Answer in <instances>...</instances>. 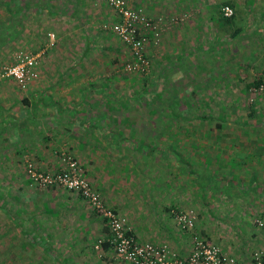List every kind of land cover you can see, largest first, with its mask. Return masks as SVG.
<instances>
[{
	"label": "crops",
	"instance_id": "1",
	"mask_svg": "<svg viewBox=\"0 0 264 264\" xmlns=\"http://www.w3.org/2000/svg\"><path fill=\"white\" fill-rule=\"evenodd\" d=\"M257 1L131 0V3L149 16L180 11L189 13L187 22L163 35L164 46L168 48L169 45L171 49L172 44L178 45L181 52L173 49L177 55L171 60L166 59L165 67L180 58L190 59L199 50L207 53L223 50L231 69L236 66L235 47L238 44L250 38L255 43L264 41V0ZM104 4L97 6L94 0H0V62L6 54L10 55V61L13 60V54L20 47L38 45V29L42 23L113 22L115 15ZM223 4L232 7L234 17L231 20L221 17ZM61 10L68 12V16L59 17ZM76 11L77 16L74 15ZM106 18L111 20L106 21ZM189 45L193 46L189 48ZM259 47L257 51L242 55L245 60H250L242 66L246 88L254 78L264 79V45ZM38 73L41 78L37 77L27 92H18L13 85L0 83L2 263L129 264L117 259L112 247L103 242L97 244L98 240L109 236L106 222L79 195L61 188L38 190L30 185L24 173L26 157L35 160L44 170H53L60 166L59 156L63 151L73 154L83 164L92 186L98 189L110 208L125 215L131 233L141 242L167 243L180 254H187L192 248L193 236L174 228V224L167 226L157 222L173 221L169 213L173 206L185 209L193 206L198 215L196 232L207 235L239 261L248 263L252 251L264 248V235L253 225L257 215L252 213L256 202L264 206L262 132L255 137V143L251 142L254 134L245 135L242 138L244 149H230L232 156L241 163L243 172L250 175L246 176L247 184L238 191V198L232 200L234 194L228 198L218 196L212 183L204 188L208 195L201 197L203 186L201 182H195L186 192L188 196L169 190L161 193L160 200L153 204L148 196L143 202L136 195L138 190L132 189L135 181H130V176L120 172L117 166L112 171L100 158L104 150L111 152L112 148L107 149L105 142L100 143L104 135L93 123L106 120L107 103L101 107L98 99L86 98L91 90L83 79L77 84L69 78L60 80V76H74L75 70L65 69L60 73L57 69H39ZM237 73L234 71L232 77L236 78ZM259 106L263 113L264 103ZM254 120L264 122V113L254 115ZM256 152L258 157L254 155ZM199 158L202 166L203 158ZM178 162L179 159L173 158L171 163ZM232 169L229 165L226 168L227 171ZM252 178L256 182L249 185ZM254 189L255 194L251 196L250 191ZM189 197L192 205L186 201Z\"/></svg>",
	"mask_w": 264,
	"mask_h": 264
},
{
	"label": "rangeland",
	"instance_id": "2",
	"mask_svg": "<svg viewBox=\"0 0 264 264\" xmlns=\"http://www.w3.org/2000/svg\"><path fill=\"white\" fill-rule=\"evenodd\" d=\"M96 5L99 6L101 4H104L105 2L100 0H94ZM262 0H258L257 2H261ZM255 2V4L257 3ZM106 4V3H105ZM104 4V5H105ZM132 4V3H131ZM258 4V3H257ZM107 5V4H106ZM108 6V5H107ZM110 9V8H109ZM186 15V16H185ZM191 15V14H190ZM155 16H161L164 17L167 20V23L164 25L165 30H162L159 35L156 38H153V41L150 42V49L148 54L150 55V60H147L148 67L151 69V74L149 75L150 79L152 76V79L156 82L153 83V80H150L152 83V89H156L158 92H163V96L161 97V100H155L151 101L147 105H139L138 103H135L133 100L134 97H130L132 91H135V84L131 85L130 80L125 78L123 80L116 81L115 84L108 82V88L106 89V94L112 93L110 96V99H106L104 94H101L100 84L103 78L107 77L108 75L112 74L113 72H117L120 70V72L124 71L123 69H128L127 62L130 59L129 51L125 49L124 47H121V53L118 55L120 57V61H125L124 66L122 68H119L118 62L115 65H109L107 66V63L105 62L106 58V51L104 50L105 44H119L118 40L111 35L108 30L102 28L100 29V24H105L107 27L110 23H79L76 25V23H63L60 21V23H53V28L50 29L49 34L52 32L55 34H58V37L55 35L53 38L48 36L50 41L55 44L52 47H49L51 44H48L47 48H44L43 50L39 51L38 49H35L36 46L28 45L27 48H22L17 51V53L13 54L15 59L16 55H18L19 51H33L35 53H38V66L40 69H57L60 73L61 71L65 69H71L73 65L77 64L81 60L82 52L84 47L88 43L89 40V47L91 48V54L87 55L85 58L84 66L90 67L89 69L82 68L81 72H84L88 77L83 74L81 78L77 77L80 74L78 72H75L74 76H63L61 79L69 78L72 80L73 83L77 84L78 81L82 82L81 79H83L86 83H88L90 80H95L94 84L96 88L94 90L90 89L89 95L86 96L90 97L88 99L94 100L95 98L98 99L101 102V107L103 103H107V105H112L113 102L119 104V101H126L128 98H130V103H133L132 109L128 108L127 110L120 111L118 109H115V105L113 106V109H108V114L110 117H121V120L125 117H128V121L122 124V129L124 132L132 133V135L135 137V139H140L145 141L147 136L152 137L155 140V143H158V139H163L165 134H161L163 131V128L161 127L162 120H160V117L153 116L150 112V109H158L162 103L164 102H171V100H168L170 98L176 100L177 103H182V101L185 100V98L190 103H194L195 108H198L200 105H203L205 108H207L206 111H211L214 115L217 114L218 109L220 108L219 104H224V110H225V116L226 119L229 121L233 120H244V116L247 115L249 112V109L251 110V107H253V115H262L263 113L260 112V103H264V93L256 92L254 89L249 90V88H246L245 82L242 80H237L236 78H233L232 75L234 71H238L241 76L243 75L242 66L245 63L249 62L250 60H245L242 58L243 54L248 53L249 51H257L259 50V46L264 45V41L259 40L261 44L255 43L253 39L251 38L243 43L238 44L235 48V54H236V66L230 73V63L228 64L226 59V51L223 50H213L210 53L204 50H199V52L194 53L191 55V58L187 60H182V58L177 59L173 62L172 65L165 67V60L170 59L172 57H175L177 55V51L179 49L177 48L178 45L172 44V48H168L162 44L163 35L168 32H172L173 29L180 27L185 22H187L190 18H187L189 16V13L186 11H180V12H173L170 13H158L156 15H153L151 17ZM190 17V16H189ZM170 18H175L177 20V23L170 22ZM251 18V17H250ZM107 19V18H106ZM111 20L108 18L106 21ZM47 25L48 23H43V26ZM174 26L173 28H171ZM105 27V28H106ZM170 28L172 30H170ZM65 29V30H64ZM104 29V30H103ZM64 30V32H63ZM52 33V34H53ZM95 39V41H94ZM90 43V41H92ZM49 41V43H51ZM193 46V45H191ZM189 45V48L191 47ZM92 48H94L92 50ZM120 48V47H119ZM175 49V51H172ZM108 53V52H107ZM111 55H114L111 53ZM192 56H195V58H192ZM114 56H111V59ZM3 58H5L2 62H0V67H2L5 64H11L10 61V55H4ZM230 62V61H229ZM257 62V61H256ZM149 63H152L150 66ZM229 65V66H228ZM118 66V70L116 69ZM106 67H109V70H106ZM149 70V68H148ZM150 71V70H149ZM111 72V73H110ZM153 73V74H152ZM50 77V76H49ZM48 77V78H49ZM117 77V76H116ZM41 78L40 76L38 79ZM9 78H5L0 80V83H4L5 85H13L17 90H20L19 92H22L20 87H18L17 83L12 80L9 81ZM149 81V82H150ZM193 88H195L196 93L192 92ZM246 88V91L243 89ZM263 92V91H262ZM196 94V95H194ZM127 98V99H126ZM113 100V101H112ZM109 101H112L109 102ZM129 101V100H128ZM251 102V103H250ZM169 103H167L169 105ZM251 104V106L249 105ZM121 105V104H120ZM127 107L128 104L126 105ZM207 106V107H206ZM218 107V109L216 108ZM141 108H145L142 110ZM160 109V108H159ZM189 109V108H188ZM264 109V108H263ZM220 110V109H219ZM189 110L186 109V112ZM250 114V113H249ZM186 115H188L186 113ZM119 119V118H118ZM180 124L177 127V129H181L182 133L185 128H191L194 134L196 133L197 137L195 135H186L185 144L181 141V144L184 145L182 149L180 148L178 150V154H180L182 157H184V162H178V163H169L167 164V161L165 160V155L167 154L168 150L166 148H158L157 151H161L163 153H149L146 155H143V157H135L139 156V152L135 154V156L131 157V160L127 161V158H123L122 162L120 160L116 161L118 166L116 167L120 172H122L124 175L127 174V176H130V181H135L133 183V190L136 189L138 191H135L137 197L139 199H142L144 202L147 198V196L150 199L151 204L157 202L160 200L161 193L164 194L166 191L173 190L174 193L186 195V192L191 190L189 189L191 184L194 185V182L199 183L201 182L202 178L205 177V170L206 167L204 166V163L202 166H200L199 163V157H202V153L208 152L210 155H214L213 159L215 158H225L228 159L232 153V150L229 149V144H231L232 136L229 135L227 138V135H223L222 133L229 132L233 136H241L242 135V126L241 125H232L229 128H223L219 130V128L212 130L210 138L206 137V128L211 127L214 125V120H208L203 122H197L195 124L190 123L188 120H179ZM129 124V125H128ZM264 127V125H261ZM261 131L251 137V142L255 143L256 138L259 137V134L262 132V135H264V130ZM129 127H133V130H130ZM264 129V128H263ZM256 137V138H255ZM197 138L198 142L200 143L199 146L196 145L194 142ZM157 139V140H156ZM205 139V141H204ZM213 140V141H212ZM259 141V140H258ZM195 143L192 145V143ZM229 142V144H228ZM213 144H215V147L213 148ZM160 145V144H159ZM202 148V150H200ZM148 153V152H147ZM123 152H119L117 154H113V156L121 157ZM230 154V155H229ZM66 155V154H65ZM186 157L189 158V160L186 159ZM27 158V157H26ZM76 159L78 165H80L79 160L74 156ZM224 160V161H225ZM30 161L37 164L33 161L31 158ZM127 162V166H124V164ZM192 163H195L194 165ZM59 164L57 170H60L64 168L65 162L64 158H59ZM116 165V164H115ZM123 165V166H122ZM128 167L129 172H126L125 168ZM38 168H40L38 166ZM115 168V169H116ZM225 168V167H223ZM43 169V168H40ZM81 169L83 170V167L81 166ZM193 169L191 173H189V170ZM49 170V169H48ZM56 169H53V171H57ZM113 171V170H112ZM195 171H198L197 173H194ZM233 170H226L223 175V179L229 177V174L232 175ZM111 173V172H110ZM244 174V173H243ZM244 176V175H243ZM90 182V181H89ZM212 182V181H211ZM91 184V182H90ZM30 185L34 188H36L37 185H33L30 183ZM169 185V187L167 186ZM92 186V184H91ZM94 187V186H92ZM50 188H61L68 192L75 193L79 195L89 206V208L98 216L102 217L104 220L105 218L97 213V211L91 206V204L88 202L87 199L82 197L79 193L73 190H69L63 186L60 185H48V186H42L38 185V190H45ZM95 188V187H94ZM187 188V189H186ZM96 190V188H95ZM98 190V189H97ZM96 190V191H97ZM240 190V187L235 188L234 195L231 197L232 200L234 198H238V191ZM256 189L254 191H250V195L252 196L255 194ZM98 192V191H97ZM100 195V198L102 202L104 203L105 207L107 209L110 208L104 198L102 197L101 193L98 192ZM208 195L207 190L203 188V192L201 194V197H206ZM192 194H190V197ZM222 196V195H218ZM228 198V195H226ZM237 196V197H235ZM190 197L187 199V203L190 204ZM193 197V196H192ZM186 199V198H185ZM193 199V198H192ZM234 202V201H233ZM186 204V203H184ZM254 204V203H253ZM255 205V204H254ZM188 212H191L195 216L194 220V226L196 229V224L198 222V215L196 211L194 210V207L187 208ZM115 212V211H114ZM183 212V211H181ZM216 212V211H215ZM120 217L124 218L126 221V218L119 212H115ZM174 214L172 216L173 221L167 220V222H157L158 224H167V226H172L174 224V228H177L178 230L188 232L187 230L192 228H182L177 223V220L175 218ZM256 215V214H255ZM157 221V220H156ZM106 222V220H105ZM107 225V223H106ZM193 226V227H194ZM199 234L198 232H196ZM196 236V235H193ZM193 238V237H192ZM101 241V240H98ZM98 244V242H97ZM169 245V244H168ZM114 251V249H113ZM116 256V255H115Z\"/></svg>",
	"mask_w": 264,
	"mask_h": 264
},
{
	"label": "trees",
	"instance_id": "3",
	"mask_svg": "<svg viewBox=\"0 0 264 264\" xmlns=\"http://www.w3.org/2000/svg\"><path fill=\"white\" fill-rule=\"evenodd\" d=\"M223 6H229L232 9V7L230 5L223 4L221 6V8ZM63 8H66V7H63ZM63 8H61V9H63ZM136 8H138V7H136ZM221 8H220V10H221ZM61 13H65V15H60ZM220 13H221V17L223 19H225V20H231L234 17V11H233V13L230 16H225L223 14L222 10L220 11ZM60 14H59V17L68 16V12H66L65 10H61ZM74 15L77 16V11L74 13ZM115 21H116V19L113 22H110V24L107 27L105 26V24H100V29L99 30H102V28L108 30V32L111 35H113L119 42V44L117 43V44H114V45L107 44V43L105 44V47H104V50L106 51L105 62L107 63V66L115 65L118 62L119 68H122V66H124L125 61H123V60L120 61V57H118V55L122 52L120 50L121 47H124L125 49H127L129 51L130 59L127 61V62H129L127 64L128 65L131 64L132 61H134V60L132 58V54H131L130 49L127 46V44L122 42V40L112 31V26H113ZM79 23H76V25H78ZM52 26H53V23H48V26L47 25L45 26V24H44V26L41 25V27H39V29H38V45H36L35 49H38L39 51H41L44 48H47L48 44H51L49 47H52L53 45H55L53 43V41L51 42L49 37H48L49 36L48 33H49L50 29L53 28ZM173 27L174 26H172L171 28H173ZM171 28H170V30H172ZM64 30H63V32H64ZM163 30H165L164 26H163ZM0 33H2V32L0 31ZM55 35L58 37V34H55ZM55 35L53 33V36H55ZM149 38L150 39H149V41H148V43L146 45L145 52H142L143 56H144V59H146V60H150V55L148 54L149 49H150L149 45H150V42L153 41V37L152 36L149 37ZM89 40L90 39H88V43L83 49L81 60L78 59L79 61L77 62V64H75V65H73V67H71V69L75 70V72L80 71L82 68H86V69L90 68V67L84 66V62L89 60V59H87L85 61V58L87 57V55L91 54V48L89 47ZM49 41L51 43H49ZM94 41H95V39H94ZM91 42H93V40L90 41V43ZM93 49L94 48H92V50ZM20 52H22V51H19V53ZM33 52H34V50H33ZM111 53L114 54V55H111ZM17 56L18 55H16L15 59L11 60V64L16 62ZM111 56H114V57L111 59ZM38 61H39V58H38ZM149 64H150V66L152 65V63H149ZM116 65H115V67H116ZM79 66H81L82 68H80ZM108 68L109 67H106V70H109ZM148 68H149L150 71L148 70ZM148 68L146 70H144V71H141V70H128V69L125 68V69H123L124 71H122V72H120V70L117 71L116 73L113 72L112 74H110L107 77L103 78V80L101 81V84H100L101 91H100V93L104 94L106 99H110V96H111L112 93L106 94L107 93L106 89L108 88L107 83L111 82V83L115 84L116 81L118 82L119 80H123V79L127 78V79L130 80V84L131 85L135 84V88H134L135 91H132L131 95H129L130 97H134L133 100L134 101L136 100L135 103H138L139 105H147L151 101L161 100V97L163 96V92H158V91H156V89L155 90L152 89V83H151L150 80H153L152 77L154 78V76H152L151 79H150L149 75L151 74V69H150V67H148ZM39 69H40V67L37 65L35 67V70L38 72ZM116 69L118 70V66H117ZM81 71H83V70H81ZM81 71H80V75L77 76L79 78H81L83 76L81 73H84V72H81ZM38 75H39V73H38ZM84 75L86 76L85 78L88 77L85 73H84ZM62 77L63 76H60V78H62ZM245 77L246 76H244V77L241 76L240 73H237V75H236L237 80L245 79ZM36 78L32 79V81L28 84V86L25 89H21V88L20 89L22 91H24V92H27L28 89H30V86H31L30 84ZM12 80H13L12 78L8 79V81H12ZM94 82H95V80L92 79V80H90L87 83L89 85L90 89H92V90H94V88H96ZM153 83H156V82L153 80ZM246 85H247V88H249V90H252V89L257 90L260 86L264 85V79H262V78H254L253 80H251ZM19 91L20 90H18V92ZM262 91L260 93H264V91L263 92ZM192 92L196 93L195 88H193ZM194 95H196V94H194ZM128 100H126V101L116 100V101H119V104H117L115 102L112 103V101H113L112 100V101H109V102L112 103V105L109 104L106 107H107V109L111 110V109H113V106L115 105L116 106L115 109H118L120 111L127 110L128 108L132 109L133 103H130V98H128ZM168 100H171L170 103L167 102V103H169V105L166 102H164V104L162 103V105H160V107H159L160 109L159 108L157 110L156 109H154V110L150 109V112H151V114L153 116H155V117L159 116L160 120L163 121L162 124H161V127L163 128V131H162L161 134H165V135H163L164 136L163 139H158V140L156 139L158 141V143L157 142L155 143V140L152 137H150V136L149 137L147 136L146 137L147 139L145 141H143V140H140L139 138L135 139V137L132 135V133L124 132V130L122 129V124L127 122L128 119H129L128 117H125L126 115H124V118L121 120V117H123V116L116 117V119H115V117H110L108 112H107V113H104L105 116H106V120L105 121L93 123V125L95 124L94 128H96V130L99 133L104 135V137H103L104 139H102V141H100V143L105 142L104 145L106 146L107 149L112 148L111 152H108V151L104 150V154L102 156H100V158H102L103 161L110 166L111 170L115 169L114 166H118L116 161L120 160V162H122L123 158H127V161H129V160H131V157L135 156V154L137 152H139V156L137 155L135 157H143V155L147 156V154L152 153V152L163 153L161 151H157L158 148H160V147L161 148H166L168 150L167 154L165 155V160L167 161V164H168V162L169 163L172 162L173 158L179 159L180 162H182L184 160V157H182L180 154H178V150L180 148L182 149V147H184V145L181 144V141L185 144L186 135H191L192 134L191 136H193V135L196 136V133L194 134V132L192 131L191 128L190 129L189 128H185L183 133H182L181 129H177V127L180 124L179 120H181V121L182 120H188L192 124H195L198 121L199 122H203V121H208V120L209 121L210 120H214L215 121L214 125L211 126V127L206 128L207 130H206L205 134H206V137H208V138H210V136H211L210 132L212 130L217 129V128H219V130H221V129L225 128V127L229 128L232 125H236V124L241 125L242 126V135L240 137L239 136H233L229 132L222 133L223 135H227L226 138L229 135L232 136V139H231L232 143L229 144V142H228L229 149H232V150H233V148H236V147H238L240 149H242V148L244 149L245 143L242 140V138L245 135H247V134L257 135L261 131L260 126L264 125L263 121H259V120H254V122L252 121V117L255 115V114L253 115V107H251V110L249 109V112L247 113V115H245V116H247L249 118L241 120V121L240 120L238 121L236 119L233 120V121H229L228 119H226L225 110H224V104L223 103L219 104V106H220L219 109L220 110L218 109V107H216L218 109V112H217L216 115H214L211 111H209V110L206 111L207 108H205L203 105H200L198 108H195L194 103L188 102V100L186 98L180 104L177 103L176 100H174L172 98H170ZM127 104H128L129 107L126 106ZM249 105L251 106V104H249ZM141 109L144 110L145 108H141ZM186 109L189 110V111L186 112ZM186 113L188 115H186ZM250 118H251V120H250ZM263 128L264 127H262V131L264 130ZM129 129L133 130L134 128L133 127H131V128L129 127ZM204 141H205V139H204ZM194 142L196 143L197 146H199L200 143L198 142V139H196ZM194 142L192 143V145L195 144ZM212 147L214 148L215 144H213ZM200 150H202V148H200ZM121 151L123 152V154L120 155L121 157L118 156V157L115 158L113 156L114 153L117 154V153H119ZM254 155L256 157H258V153L257 152L254 153ZM64 156H71L74 160H76L74 158V155L69 153V152H67V151H63L61 153V155L59 156V158H62ZM213 157H214V155H210L208 152L202 153L203 163H204V166L206 167L205 177L202 178V180H201V184H202L203 188H207V186H209L210 183H212V184H214V190H215L214 192L217 193V195H222V196L228 195V196H230V195H233L235 193L234 192L235 188L240 187V189H241L242 186L247 184L246 183V176H248L249 173H246V172L244 173L243 172V167L241 166V163L238 161V159H236L234 157V155L232 156V154H231L229 156V158L226 159V160H225V158H223V159H220V158L213 159ZM30 159L31 158L28 157V158L25 159V162H23L24 163V173L27 176V178L29 180V183H32L33 185H35L33 183L32 179L29 177V174L27 173V170H26V165L30 161ZM34 162H36V161H34ZM233 162H235V163H233ZM77 165H78V163H77ZM82 165L83 164L80 163V165H78V167L81 170L82 176L85 177L89 181L85 171L81 169ZM228 165H229V167L233 168L232 169L233 172H232V175L229 174V177L226 178L228 180H226V179H223V175H224L225 169L227 168ZM35 166L38 168L37 164H35ZM124 166H127V162L124 164ZM223 167H225V168H223ZM125 170L127 172H129L128 167H126ZM192 170L193 169H190L189 173H191ZM38 171H41V172H48V171L49 172H53V170H44V169H40V168H38ZM253 178H252V180H251L249 185L254 183V181L256 182V179H253ZM36 189H38V186H36ZM254 207H255V209L253 210L252 213H255L257 216L253 219V225L255 227L259 228L260 229L259 231L262 232V234L264 235V227L257 226L256 221H255L258 218L264 217V206L258 201V202H256V205H254ZM181 211L188 212L187 208L185 209V208H180V207H176V206H173V207H171L169 209V213H170L171 217L174 214L179 213ZM193 228H195V226ZM193 228L187 230L192 236L196 235V236H199V237L203 238L207 242H212L207 235H203V233L202 234H200V233L197 234L196 230L195 229L193 230ZM108 233H109V231H108ZM100 240H101V242H103L102 244L108 245V246L112 247V249H113V246H112V244L110 242V236H106L105 238L100 239ZM101 242L99 243V245L101 244ZM212 243H214V242H212ZM214 244H216V243H214ZM192 247H193V245H192ZM220 249L222 251H224L221 247H220ZM255 250H259L260 251V250H264V248H258V249H255ZM254 251H252L251 253H253ZM224 252H226V251H224ZM226 253H228V252H226ZM228 254H230V253H228ZM183 255H185V254H183Z\"/></svg>",
	"mask_w": 264,
	"mask_h": 264
},
{
	"label": "built area",
	"instance_id": "4",
	"mask_svg": "<svg viewBox=\"0 0 264 264\" xmlns=\"http://www.w3.org/2000/svg\"><path fill=\"white\" fill-rule=\"evenodd\" d=\"M105 2L116 17L112 31L124 42L132 54L128 70L144 71L148 62L144 59L149 37L156 38L163 30L167 20L161 16L146 15L141 8L131 4V0H100ZM225 16H230L233 10L229 6L221 8ZM186 16V15H185ZM169 21L177 23L175 18ZM53 38V34H49ZM38 53L22 51L13 64L0 67V80L12 78L21 89H25L32 79L38 76L35 67L38 65ZM255 90V89H254ZM264 91V85L256 92ZM65 167L53 172H41L32 161L26 165L27 173L35 185H60L76 191L88 200L91 206L102 215L107 223L110 242L116 258L129 264H264V250H255L250 255V261L243 263L236 257L222 251L212 242H207L199 236L193 237V247L185 255L174 250L167 243L141 242L135 238L124 218L111 209H107L99 193L90 182L82 176L76 160L64 156ZM177 223L182 228H193L195 216L191 212L176 213ZM257 226L264 227V217L255 220ZM101 241H98V245ZM97 245V246H98ZM0 264H4L0 261Z\"/></svg>",
	"mask_w": 264,
	"mask_h": 264
}]
</instances>
